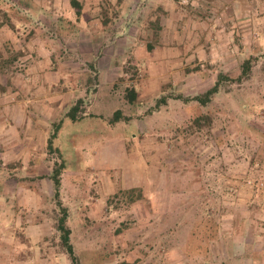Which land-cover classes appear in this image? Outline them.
<instances>
[{
    "label": "rangeland",
    "instance_id": "obj_1",
    "mask_svg": "<svg viewBox=\"0 0 264 264\" xmlns=\"http://www.w3.org/2000/svg\"><path fill=\"white\" fill-rule=\"evenodd\" d=\"M65 1L0 0V101L38 93L25 56L40 59L37 51L45 49L42 67L63 79L51 85L65 104L57 110L44 100L41 117L50 122L46 133L57 153L40 166L64 165L60 197L78 264H264V0H238L235 13L229 0H170L182 63L169 73L155 64L157 49L167 46L149 29L162 10L139 5L136 44L113 57L121 72L114 85L98 74L88 46L78 51L88 35L80 38L64 21ZM186 15L200 26L199 51L183 47ZM64 24V32L56 30ZM110 55L99 57L107 63ZM247 59L250 72L242 77ZM219 74L228 80L210 101L194 100ZM131 86L138 95L132 105L124 90ZM78 97L79 118L71 121L66 115ZM30 182L52 196V183ZM50 201L41 198L43 212H19L32 223L30 235L23 223L7 229L0 220V264H71Z\"/></svg>",
    "mask_w": 264,
    "mask_h": 264
},
{
    "label": "crops",
    "instance_id": "obj_2",
    "mask_svg": "<svg viewBox=\"0 0 264 264\" xmlns=\"http://www.w3.org/2000/svg\"><path fill=\"white\" fill-rule=\"evenodd\" d=\"M229 1L230 6L227 8L233 13L234 6L238 3V0ZM73 2L79 5V12H77V8L72 5ZM65 3L67 4L65 7L67 16H65L64 21L67 18V23L70 22V24H72L71 26H74V29L76 26L75 30L78 31L80 38L84 33L88 35L84 44H82L81 41L78 43V51L81 52L84 50L83 46H88V57L93 61L94 65L98 66V68L99 65H101V69L99 68L100 73L98 74L102 77L107 76V84L114 85V83L121 77V72L117 71L119 67L115 66L116 61L113 60V57L116 56V52L121 48L128 46L130 48L131 44H133V46L136 44L134 41L136 34H138L137 29L139 27L137 20L139 21V16L143 17L138 12L140 8L139 5L150 3L151 5H156V9L161 8L162 10L160 18L155 16L153 19L155 21H152L154 23H149V29L155 28L156 30L157 28V32H153L155 31L153 29L151 33L156 35V33H159L160 31L161 37L166 44L164 45L167 46L166 49H157V52L159 53L158 59H156L157 62H155L157 67H165L168 69L167 73H169L171 69L176 66L179 67L182 63V60L179 58L181 43L178 41L179 39H176L177 31L172 25V22L174 23V21H176L175 10L173 9V3H171L170 0H66ZM85 4H87L86 13L84 12ZM110 5H113L114 8ZM133 14L135 18L133 20L129 18V23H126V17L133 16ZM54 17L57 18L56 20L58 22L61 21L60 18H63L60 13L55 14ZM186 20L187 32H184L183 35L187 40L184 42L183 47H185L188 52L192 50L199 51L201 47L197 36L199 35L200 26L196 20L190 19V16H187ZM63 26H65V24L56 28V30L64 32ZM131 30H133V32H130ZM40 34L42 35L44 33ZM192 37L195 38L191 40ZM127 38H130L131 40L128 41L126 40ZM44 46L46 47V44ZM162 50H165V53ZM210 50L212 51V49ZM107 51L108 54L111 55L108 57V62L106 63L100 60L102 57H99V55L101 52L106 53ZM37 52V55L42 60L36 58L33 59L31 54H26L25 59L27 61L26 67L34 68L30 73L36 81L35 85L38 87V93H35L33 98L25 95L23 96V93H20V95L18 94L16 99L9 95L10 97H7V101L4 99L0 101L2 103L0 105V116L4 118L3 121L0 119V180L4 181V183L0 185V215H3V218H0V220L3 219L2 222H6V226L4 227L7 229L22 225V219L28 215L20 216L19 212L29 211L28 213L30 214L34 211H45L43 208H48V205L43 204L41 198L43 201H45V199L50 201L53 196V194L50 196V194L47 193L44 197L42 193H38L40 191L38 189L40 183L36 186L30 184V181L40 180L41 184L44 186H48V184L50 185V183H52L50 180L51 171H49L47 167L40 166L44 159L47 160L46 156H49V153L47 152V142L50 136H47L46 131H48L51 126L49 120L41 117V115L47 114V109H44V100H47L48 102L49 99L56 102L55 105L57 110L64 108L65 103L63 101V96L60 93V88L55 89L53 88L54 86L51 85L52 81H56L59 84L64 82L63 79L56 76L55 71H50L52 75V78H50V73L43 68L48 63V56L45 49L40 47ZM12 60L14 61L15 59H10L8 63L10 64ZM21 62L23 61H20V63ZM49 62H51L50 59ZM28 70L29 69H27V71L25 70L26 74L29 72ZM154 77L157 78L156 81L158 82L159 75ZM168 79L165 80L167 81ZM161 81L164 82L163 79H161ZM47 83L48 86H50L48 90ZM45 85L46 90L39 91L40 88H43ZM24 86H27L26 83ZM82 89L85 90V88ZM23 90L24 87H22L20 91L23 92ZM124 90L126 91L125 93L128 102L131 105L135 103L138 99V95L134 87H125ZM72 92L76 93V90ZM36 96H38V98ZM78 99H81V97H78L76 100ZM31 101L33 102L32 104L39 102L42 104L31 105V107H29L28 104H31ZM117 112L121 114L120 110H117L115 113ZM37 114L38 118H36ZM7 115H9L10 118H8ZM9 120L11 123L7 124ZM54 162L56 161L54 160ZM60 178L61 191V186L63 184L61 175ZM24 181L29 183L24 184ZM60 196L59 200L61 206L65 207ZM55 206H57V204ZM51 210H54V207ZM45 223L38 224L36 226L37 230L39 231V226H44ZM22 226H24L22 229L26 231L25 233L29 235L32 230H34V228H32V223H23Z\"/></svg>",
    "mask_w": 264,
    "mask_h": 264
},
{
    "label": "trees",
    "instance_id": "obj_3",
    "mask_svg": "<svg viewBox=\"0 0 264 264\" xmlns=\"http://www.w3.org/2000/svg\"><path fill=\"white\" fill-rule=\"evenodd\" d=\"M75 8H77V12H79V5H77L76 3L73 2L72 4ZM250 59L245 60L242 63L241 66V76L245 77L249 72H250ZM238 77L236 80L241 78ZM217 80L216 82L213 84V86L211 88H209L208 90H206L201 96H196L194 97V100L198 101L200 104L202 105H206L211 97L216 94L218 92V88H219V84L222 80H225L226 78L219 74L217 76ZM228 80V79H226ZM131 93V92H130ZM82 101L81 99H78L74 105H72L70 107V109L67 112V117L71 120V121H75L77 120L78 117V113L80 111V105H81ZM120 113L117 112L114 114V118H119ZM57 130V128H55ZM57 153V150H55ZM54 149L52 148V139H51V135L48 139L47 142V152L48 153H55ZM64 169V165L63 163H59V162H54L52 171H51V175H50V180L52 182L53 185V198L56 201L57 206L59 207V217L57 219V223H56V229L59 233V238H60V243L62 245V247L65 249L68 258L70 260L71 264H78V260L77 257L74 253V249L73 246L70 242V235H71V229L68 227L67 225V218H68V211L65 207L61 206L60 200H59V196H60V175L62 173Z\"/></svg>",
    "mask_w": 264,
    "mask_h": 264
},
{
    "label": "built area",
    "instance_id": "obj_4",
    "mask_svg": "<svg viewBox=\"0 0 264 264\" xmlns=\"http://www.w3.org/2000/svg\"><path fill=\"white\" fill-rule=\"evenodd\" d=\"M262 187H264V184H262Z\"/></svg>",
    "mask_w": 264,
    "mask_h": 264
}]
</instances>
